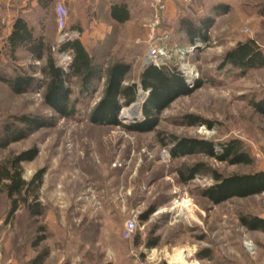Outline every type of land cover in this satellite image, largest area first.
<instances>
[{
    "label": "rangeland",
    "instance_id": "1",
    "mask_svg": "<svg viewBox=\"0 0 264 264\" xmlns=\"http://www.w3.org/2000/svg\"><path fill=\"white\" fill-rule=\"evenodd\" d=\"M193 2L195 12L190 15L195 19L213 15L212 7L218 2L228 4L229 11L216 15L205 42H190L176 20L159 29L170 34L166 42L168 60L176 63L189 85L196 80L202 85L189 95L176 97L161 110L153 130L127 131L120 125L87 121L89 108L102 96L103 81L93 97L80 99L77 107L83 110L74 118H59L54 126L0 149V163L32 146L38 149L34 159L21 163L22 176L28 180L35 172L44 171L39 200L45 207L43 217L30 221L20 209L15 219L5 222L9 200L0 191V251L5 243L11 250L38 235L20 226L30 223L36 228L44 223L43 244L64 257L60 264H177L173 260L180 251L185 264H261L258 258L264 255V248L252 245L257 237L240 224L238 215L264 214V193L213 205L200 195V189L212 183L208 173L199 172L188 183H182L177 170L198 163L223 174L264 168V116L257 114L249 102L264 95V68L250 69L244 77L219 69L224 52L238 41L254 38L264 47V0ZM8 20L6 17L0 22V47L10 27ZM67 31L78 36L73 30ZM52 42L56 44L54 38ZM99 48L88 47L98 59L106 56L108 61L118 57L132 60L124 83L137 80L147 53L145 39L133 41L130 48ZM16 56L14 62L19 65H38L22 49L16 50ZM3 61L13 60L4 55ZM58 62L63 65L65 61L58 57ZM70 88L71 99L77 98L76 79ZM138 91L136 111H131L134 101L118 113L126 124L142 119L147 92ZM40 93L14 94L0 81V125L15 115L52 114ZM122 113L127 119L120 117ZM190 113L208 119L212 126L184 124L181 117ZM172 135L207 139L216 147L221 141L237 137L253 161L249 165H229L201 152L173 159L170 144H163ZM184 198L189 206L183 208L180 201ZM141 214L146 218L140 219ZM129 219L136 226L133 237L124 238L122 231ZM151 239H157L158 244L147 248ZM203 248L211 249L212 259L197 258L196 253Z\"/></svg>",
    "mask_w": 264,
    "mask_h": 264
},
{
    "label": "trees",
    "instance_id": "2",
    "mask_svg": "<svg viewBox=\"0 0 264 264\" xmlns=\"http://www.w3.org/2000/svg\"><path fill=\"white\" fill-rule=\"evenodd\" d=\"M193 1L190 0L186 6L181 4L184 11L177 15L176 23L187 39L195 44L209 39L208 29L214 24L216 15L227 13L229 5L223 2L215 3L212 7L213 15H202L195 19L190 15L195 12ZM166 26L168 25L165 23L164 27ZM51 46V41L44 36L34 35L33 29L23 19L14 18L13 26L4 38V45L0 47V81L5 83L14 94L41 92L42 102L52 110V114L44 116L32 113L20 114L11 117V120L3 121L0 125V149L27 138L39 129L54 126L59 118H74L83 110L77 107L81 102L80 99L93 97L102 78H104L102 96L89 108L87 121L97 125H120L127 131L138 132L153 130L158 124L157 115L161 110L176 97L189 95L202 85L201 80L189 85L176 63L170 60L159 66L153 63L145 64L139 71L137 80L125 84L126 75L133 65L132 60L118 57L108 61L106 56L98 59L84 48L79 37L58 43L56 51H52ZM17 49L29 52L38 65L28 68L14 62L17 58ZM62 53L70 56L63 65L58 62L57 56ZM4 55L13 61L4 62ZM221 59L220 70L234 74L236 77H244L250 69L264 68V47L254 38H246L225 51ZM73 79H76L78 84L79 96L75 99H71L70 86ZM139 89L144 93L147 92L141 108L142 119L126 124L118 118V113L123 106H129L136 100ZM249 102L257 114L264 116V95L252 98ZM181 120L187 125L212 126V122L208 119L192 113L184 115ZM163 144H170L169 154L173 159L201 152L229 165H249L253 161L246 146L237 137L219 142L218 150L213 141L195 137L172 135ZM37 155L38 149L32 146L0 163V191L4 192L9 200L5 222L15 219L19 207L31 218L45 213V207L39 200L44 171L35 172L28 180L22 176L21 163L31 161ZM199 172L208 173L212 178V183L200 189V195L213 205L235 197L245 198L264 193V168L223 174L204 163H198L177 170L182 183H188ZM145 218L146 214L140 215V219ZM238 219L246 230L264 232V219L256 214L242 213L238 215ZM43 238L44 235H36L33 244H38ZM157 244V239H151L146 243V247H154ZM47 256L48 251L41 249L28 261V264H42ZM196 256L199 259L210 260L211 249L203 248L196 253ZM102 264L114 263L107 261Z\"/></svg>",
    "mask_w": 264,
    "mask_h": 264
},
{
    "label": "crops",
    "instance_id": "3",
    "mask_svg": "<svg viewBox=\"0 0 264 264\" xmlns=\"http://www.w3.org/2000/svg\"><path fill=\"white\" fill-rule=\"evenodd\" d=\"M68 9L67 29L77 33L82 45L89 52L90 48H130L133 41H143L146 35L145 24L151 19L154 12L152 0H62ZM56 0H0V22L9 17V30L13 26L15 17L23 19L33 29L36 36H44L55 42L57 37V25L54 18V3ZM167 4L163 14V25H171L177 18V13H183L181 4L186 6L188 2L184 0H165ZM186 4V5H185ZM176 17V18H175ZM8 30V32H9ZM6 33V35L8 34ZM55 32V33H54ZM5 35V36H6ZM99 48V49H100ZM26 52V51H25ZM27 54L29 52H26ZM91 53V52H90ZM92 54V53H91ZM126 59V58H125ZM145 62V58H144ZM145 64V63H144ZM102 78L99 85H102ZM140 93V91H139ZM138 93V94H139ZM22 209L19 208L18 211ZM17 211V212H18ZM264 219V214H256ZM35 217H43V214ZM30 221L33 218L28 217ZM20 226L26 228L31 235L34 232L44 235V223L36 228L30 223ZM255 233V248H264V232L251 230ZM259 239V240H258ZM20 241V239H19ZM18 241V242H19ZM45 239L38 244H33L34 238L26 245L18 243L15 248L7 249L6 243L2 245L0 251L1 259L6 264H28V261L41 249L48 251L47 258L42 264H60L64 257L54 253L43 244ZM253 242V241H252ZM25 247V250H24ZM258 262L264 264V255L258 258Z\"/></svg>",
    "mask_w": 264,
    "mask_h": 264
},
{
    "label": "built area",
    "instance_id": "4",
    "mask_svg": "<svg viewBox=\"0 0 264 264\" xmlns=\"http://www.w3.org/2000/svg\"><path fill=\"white\" fill-rule=\"evenodd\" d=\"M185 2H190V0H184ZM152 6L154 12L151 19L145 24L147 38L146 47L147 53L145 55V61L148 63H153L156 66L165 63L168 60V48L166 42L169 39V32L166 30H159L163 27V14L166 10L167 4L165 0H152ZM54 18L57 25L58 36L56 39V44L51 46L52 51H56L57 44L66 40L71 39L73 36L67 31L68 26V9L64 5L62 0H56L54 3ZM58 57L65 61L64 64L70 59L67 53L57 54ZM136 222L133 219L126 221L125 226L122 231V236L124 238H132L133 231L135 229ZM0 264L3 263L0 255Z\"/></svg>",
    "mask_w": 264,
    "mask_h": 264
},
{
    "label": "bare ground",
    "instance_id": "5",
    "mask_svg": "<svg viewBox=\"0 0 264 264\" xmlns=\"http://www.w3.org/2000/svg\"><path fill=\"white\" fill-rule=\"evenodd\" d=\"M187 202H188L187 199H185V198L182 199L180 201V206L183 207V208L184 207H188L189 205H188ZM173 262L177 263V264H185L182 251H180L178 254H175Z\"/></svg>",
    "mask_w": 264,
    "mask_h": 264
},
{
    "label": "water",
    "instance_id": "6",
    "mask_svg": "<svg viewBox=\"0 0 264 264\" xmlns=\"http://www.w3.org/2000/svg\"><path fill=\"white\" fill-rule=\"evenodd\" d=\"M199 46V45H198ZM148 62H146L145 61V64H147ZM144 64V65H145ZM140 96V93L138 94V97ZM138 97H137V99L135 100L136 102H134L133 104H131V111H132V113H134L135 111H136V109H137V107H138ZM120 117H122V119H127V117H125L124 115H123V113L120 115Z\"/></svg>",
    "mask_w": 264,
    "mask_h": 264
}]
</instances>
